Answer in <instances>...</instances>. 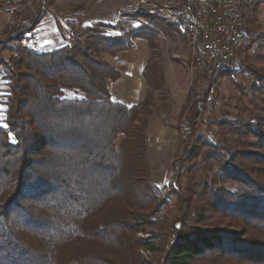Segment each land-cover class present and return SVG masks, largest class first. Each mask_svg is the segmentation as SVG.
<instances>
[{"label":"trees","instance_id":"trees-1","mask_svg":"<svg viewBox=\"0 0 264 264\" xmlns=\"http://www.w3.org/2000/svg\"><path fill=\"white\" fill-rule=\"evenodd\" d=\"M151 30H93L51 51L30 48L21 35L0 41V264H149L139 249L157 248L136 233L159 220L166 200L152 180L144 116L163 74L150 55L145 95L128 106L111 100L108 81L121 73L102 55L125 53L131 38ZM225 76L239 106L211 103ZM66 89L83 97H66ZM250 93L264 104V72L247 63L214 78L193 74L177 123L168 194L177 212L162 264H264V106H245Z\"/></svg>","mask_w":264,"mask_h":264},{"label":"rangeland","instance_id":"rangeland-1","mask_svg":"<svg viewBox=\"0 0 264 264\" xmlns=\"http://www.w3.org/2000/svg\"><path fill=\"white\" fill-rule=\"evenodd\" d=\"M191 7V0H0V41L21 35L22 41L36 51H51L70 45L75 38L84 39L93 30L114 35L142 24L152 27L145 37L131 38V49L134 54L140 55L133 54V61L128 60L132 63L133 71L153 54L152 62L163 74V85L153 90V104L150 112L144 116L152 180L166 200V204L158 213L159 220L136 233L137 238L147 239L157 248L152 251L139 249V254L149 264H162L173 240L170 226L171 219L177 212L176 201L168 194L176 177L172 165L180 141L177 123L195 73H191L187 66L191 56L189 36L180 27L178 19L189 13ZM146 13L153 15V21H147L144 16ZM10 23V29H6ZM248 27L251 40L248 47L240 52V68L243 69L247 63L252 68L264 72V0L252 2ZM149 40L152 42V48ZM2 53L7 59L11 54L9 49L2 50ZM125 53L117 56L103 54L102 57L112 64H115L117 59H122L126 64L125 59L128 58L123 57ZM215 76L216 74L211 75L212 78ZM236 78H243V73L239 72ZM218 80L219 97L215 99V94L211 91V103L216 101L222 106L226 103L239 106V90L234 82L227 76ZM5 86L0 73V126L5 125ZM206 86L207 82L201 80L198 88ZM110 92L112 93L111 90ZM64 96L81 98L83 93L66 89ZM243 102L249 107H252V102L259 108L264 106L252 93L246 95ZM211 103L209 107H212ZM203 129L202 127L201 131Z\"/></svg>","mask_w":264,"mask_h":264},{"label":"built area","instance_id":"built-area-1","mask_svg":"<svg viewBox=\"0 0 264 264\" xmlns=\"http://www.w3.org/2000/svg\"><path fill=\"white\" fill-rule=\"evenodd\" d=\"M254 0H191V11L178 19L188 34L191 73L206 70L214 75L241 67L240 52L251 40L249 12ZM174 17V16H172ZM122 59L114 65H123Z\"/></svg>","mask_w":264,"mask_h":264},{"label":"crops","instance_id":"crops-1","mask_svg":"<svg viewBox=\"0 0 264 264\" xmlns=\"http://www.w3.org/2000/svg\"><path fill=\"white\" fill-rule=\"evenodd\" d=\"M133 54L134 50H129L123 56L124 58H128L125 59L126 64H124L123 66L116 65V68L121 73L120 78L116 81H108L109 89L112 91V94L115 96V99L119 100L120 102H123L128 106L140 100L146 92V81L142 75V70L146 60L141 66L139 65L138 68L135 65L136 67L132 71V63H129L128 60L133 61L131 58V55ZM137 54L138 53H135L134 56H136Z\"/></svg>","mask_w":264,"mask_h":264},{"label":"water","instance_id":"water-1","mask_svg":"<svg viewBox=\"0 0 264 264\" xmlns=\"http://www.w3.org/2000/svg\"><path fill=\"white\" fill-rule=\"evenodd\" d=\"M111 100L114 101L115 100V96L111 95Z\"/></svg>","mask_w":264,"mask_h":264}]
</instances>
